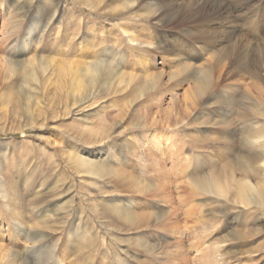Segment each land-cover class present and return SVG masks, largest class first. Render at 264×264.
I'll use <instances>...</instances> for the list:
<instances>
[{"label": "rangeland", "instance_id": "rangeland-1", "mask_svg": "<svg viewBox=\"0 0 264 264\" xmlns=\"http://www.w3.org/2000/svg\"><path fill=\"white\" fill-rule=\"evenodd\" d=\"M90 1L0 0V58L18 65L0 74V264H39L52 247L56 257L42 264H264V218L255 206L231 213L234 197L225 201L196 183L208 184L225 162L241 180L246 162L264 158V143L244 146L247 127L264 125V84L222 78L210 62L222 47L203 50L199 60L186 59L189 69L202 64L208 73V90L194 107L192 70L184 73L185 62L157 47L192 41L186 27L146 20L139 6L111 14L119 0L101 2L94 14ZM230 3L238 35L258 44L244 24L251 11L238 6L242 0ZM56 4L62 10L49 33L24 40L33 15L51 14ZM88 45L90 56L65 54ZM103 49L123 54L118 73L134 77L131 85L100 79L73 95L66 80L26 66L31 57L97 61ZM159 73L161 89L140 94ZM80 97L87 103L74 106ZM153 134L165 159L147 145ZM85 161L109 174L87 175L77 167ZM125 215L145 219L131 224ZM236 232L245 238H233Z\"/></svg>", "mask_w": 264, "mask_h": 264}, {"label": "bare ground", "instance_id": "bare-ground-1", "mask_svg": "<svg viewBox=\"0 0 264 264\" xmlns=\"http://www.w3.org/2000/svg\"><path fill=\"white\" fill-rule=\"evenodd\" d=\"M105 1L107 0H91L89 9L94 14L95 12L98 13L97 5ZM164 1L166 0H119V3L114 7L115 9L111 10V14L117 11L129 12L139 6L142 7L141 11H143V13L147 11V14L145 15L146 20L157 16L168 22V25L179 23L180 25L185 26L186 35L189 36L192 41L189 39L190 41L188 42L178 43L170 46L174 41V39H171V41H168L167 43L164 42L165 45L157 46L158 53L161 55L166 54L167 57H170L173 61L185 62L184 67L182 68L184 73L188 70H192L189 69L191 67L186 64V59L196 61V59L199 60L202 57L203 53H201V51H212L211 49L222 47L210 58V62H212L214 66L219 67L222 71V78L227 77V79H230L240 77L242 79L252 80L253 84L257 86L258 84L256 83L258 81L264 84V39L262 38L264 35V27L262 28L259 25L264 21V0H242V5H238L239 7L246 8L247 11H251L250 13L247 12L248 17L246 18L248 19L244 24L245 26L249 27L247 29L251 30L256 37H259L258 44L251 43L238 35L237 32L242 30V27H239L236 24L237 20L236 15L234 14L236 5L231 4L230 0H168L170 3H172V7H161ZM169 8H172L170 10L171 12H166V9ZM61 10L62 7L59 4H56L54 5V9L52 10L51 14H47L42 11L38 12L36 15H33L35 19L33 20L34 22H32L33 28L30 30V35H26L24 40H29L34 37L33 35L36 34H42L44 36L48 34L50 27L58 18V13ZM27 16L29 17L30 14L28 15L27 13ZM81 21L82 19H80V22ZM186 22L188 23L187 25H185ZM60 23L61 21L59 24ZM75 37L76 39H80V32H77ZM90 42L91 45H93L95 39L90 40ZM131 42H133V40ZM23 47H25V44ZM77 50H80L79 58L83 57L84 54L90 56L93 52L90 45H88L87 47L82 46V48L81 46H78L77 48H67L65 54L68 52L76 53ZM19 53L21 54V52H18V54ZM94 55L98 56L99 58L95 59L97 61L92 62L85 60L84 62L80 60L58 61L54 59L48 60L31 57L27 60L26 66L30 67L32 72L36 71V69L40 67L43 72L51 71L54 75L61 77L60 80L62 82L66 80L67 83L64 85H68L73 95H76L84 87H94L100 79L106 81L108 80V82L119 79L118 86L123 87H128L132 84L134 77L127 74L118 73V68L124 61L121 60L123 58V54L121 52H112L108 51L107 49H103L102 51L98 50ZM199 65L200 66H192L195 68L192 70V73L195 75V78L199 83L192 90L195 98L191 99L190 102L194 107L197 106L199 100L206 94L208 90L207 69H204L205 65ZM16 66L18 65L15 61H9L0 58V74L3 71L14 73ZM183 72L172 74L170 79L181 76V73ZM163 76V74L159 73V75L153 76V78H149V80H145L143 86L139 90V93L146 95L161 89L159 83L162 82ZM81 98L82 97L78 99L79 102H76L74 106L76 104H79L80 106L87 103L88 100H86V98H83L84 100L82 99V101H80ZM184 99L185 101L188 99L187 93ZM92 105L93 104H89L85 108ZM166 113L169 115L171 113V108L164 112V114ZM152 119L155 120L156 117H153ZM244 119L247 123L248 116H244ZM247 128V139L249 140H247V143L244 144L245 148L249 147L251 144L264 143V125L256 127L260 128L257 129L258 131L254 130L253 127ZM125 130L127 129L124 128L123 131ZM155 137L156 136L154 135L148 141L147 145L157 149L156 152H158L162 159H165L166 148H164L163 143L158 141V139ZM252 165H254V167ZM77 167L80 170L85 171L86 174L90 176H99L100 174L101 176H107L109 174L107 173L108 170L106 168L95 167L86 161L79 163ZM232 168L233 167L231 164L225 162L222 165V170L214 171L213 174L210 175L208 184L203 180L196 182L198 188L203 191L208 189L213 193L217 192V196H222L225 201H228L234 197L236 200L234 204L237 207L231 210V213L233 211L238 213L240 209L251 208L253 205L264 218V158H258L256 161L254 160L253 163L246 162V166L239 171L241 176L240 179L242 178L241 180H237ZM218 192L222 193V195H220ZM225 211L228 212L227 209ZM124 217L129 219L130 215H125ZM144 217L145 216H139L136 218V216H134L133 218H130L129 221L124 222L133 224L136 221H144ZM258 232L260 231L251 230L248 232V235H254ZM233 238L245 237L243 234L237 233L235 236H233ZM226 239H228V237L224 238L223 240L225 241ZM54 248L52 247L49 250L47 249L48 254L45 257L39 258V264L56 257L54 254ZM3 258L4 257L1 256L0 260H3ZM52 260L50 261L53 262ZM12 263L13 262L8 261L7 264ZM20 264L28 263L23 259Z\"/></svg>", "mask_w": 264, "mask_h": 264}]
</instances>
